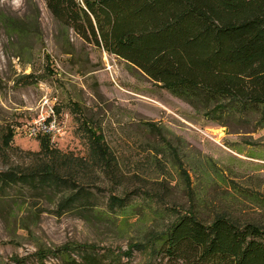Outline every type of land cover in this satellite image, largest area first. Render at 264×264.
<instances>
[{
  "label": "rangeland",
  "instance_id": "374dc122",
  "mask_svg": "<svg viewBox=\"0 0 264 264\" xmlns=\"http://www.w3.org/2000/svg\"><path fill=\"white\" fill-rule=\"evenodd\" d=\"M0 10L15 21L38 18L34 32L24 35L0 26V170L42 158L43 139L30 137L24 126L52 104L64 125L53 148L85 155L86 123L97 127L117 161L116 180L91 172L93 202L85 209L62 210L58 191L0 190V264H35L39 257L53 263L73 246L124 250L141 237L137 229L159 225L153 211L165 221L189 210L203 220L223 213L264 225L258 115L195 109L124 60L66 32L43 0H0ZM127 192L150 200L139 197L145 216L130 212L123 226L121 217L101 212L111 194ZM133 258L141 264L140 253Z\"/></svg>",
  "mask_w": 264,
  "mask_h": 264
},
{
  "label": "trees",
  "instance_id": "16d2710c",
  "mask_svg": "<svg viewBox=\"0 0 264 264\" xmlns=\"http://www.w3.org/2000/svg\"><path fill=\"white\" fill-rule=\"evenodd\" d=\"M43 1L66 32L124 60L195 109L256 114L264 122V0ZM37 19L15 21L0 10V26L18 35L34 32ZM55 112L59 116L56 107ZM87 125L85 155L63 153L48 135L37 136L43 139L42 158L20 170H0V190L18 185L58 191L62 210L88 208L91 172L116 180L117 161L97 127ZM139 197L150 200L111 194L101 214L121 217L124 226L130 212L145 216ZM152 214L159 225L137 229L141 237L124 250L73 246L57 262L39 257L35 264H135V252L141 264H264L260 223L223 213L203 220L189 210L166 221L157 211Z\"/></svg>",
  "mask_w": 264,
  "mask_h": 264
},
{
  "label": "built area",
  "instance_id": "2783aa9c",
  "mask_svg": "<svg viewBox=\"0 0 264 264\" xmlns=\"http://www.w3.org/2000/svg\"><path fill=\"white\" fill-rule=\"evenodd\" d=\"M48 100L44 97L43 104L47 106ZM24 131L30 137H37L40 135H48L50 142L55 143L64 131V125L60 121L59 116L55 112L54 105H48L44 113L37 115L31 123L24 126Z\"/></svg>",
  "mask_w": 264,
  "mask_h": 264
}]
</instances>
